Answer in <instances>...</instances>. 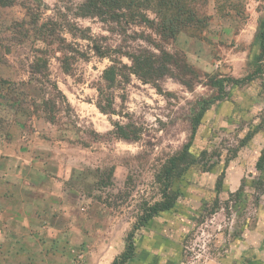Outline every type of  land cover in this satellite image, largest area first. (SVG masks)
<instances>
[{"label":"rangeland","instance_id":"1","mask_svg":"<svg viewBox=\"0 0 264 264\" xmlns=\"http://www.w3.org/2000/svg\"><path fill=\"white\" fill-rule=\"evenodd\" d=\"M81 1L0 5V78L29 81L33 60L47 63L46 78L20 86L37 113L15 112L0 88V218L22 196L39 202L35 215L61 229L53 264H109L130 231L134 252L125 264H264V193L256 204L245 197L226 209L231 192L244 195L264 179L255 167L264 149V0H206L197 5L206 25L166 40L143 23L78 17ZM155 46L172 55L168 75L150 82L130 74L108 89L115 114L101 112L97 88L108 56L129 65L126 52L158 53ZM42 97L54 98V122ZM201 98L213 100L190 145L198 163L173 181L174 205L136 226L142 207L158 198L156 170L188 141ZM114 122L132 124L137 139L115 135ZM34 174L41 177L29 193Z\"/></svg>","mask_w":264,"mask_h":264},{"label":"trees","instance_id":"2","mask_svg":"<svg viewBox=\"0 0 264 264\" xmlns=\"http://www.w3.org/2000/svg\"><path fill=\"white\" fill-rule=\"evenodd\" d=\"M14 2V0H0L1 6H7ZM41 2V0H39ZM206 2V0H82L76 6L75 15L78 17L98 16L101 19L120 20L125 19L132 23H143L151 27L159 34L162 40L175 38L182 29L193 27L195 29L202 28L206 25V16L198 12L197 5ZM148 11L153 13V17L148 16ZM24 20L18 23H22ZM19 24V25H20ZM32 28L36 30V26ZM260 54H264V31L260 33ZM150 38L146 41H150ZM156 45V44H154ZM158 53L150 49H138L136 53L126 52L124 55L129 60V65L122 62L118 57L108 56L110 64L106 66L101 75L103 85L97 88L98 97L96 101L97 108L107 114H115L113 108V95L109 91L117 84L128 82L130 74L138 76L145 81H157L168 75L170 72V65L172 63V55L165 51L162 47L155 46ZM99 55H108L101 51L99 47L94 48ZM119 55V51H116ZM64 66V61H63ZM29 81L15 82L7 79L0 78V88L6 85V91L3 98H6L8 106L14 108L15 112L18 110L27 109V113H37L38 106L32 100L30 103L33 105L32 110L25 106L26 95L22 93L23 89L20 86H30L35 84L36 75L46 78L47 77V63L46 60H39L37 57L33 60L29 67ZM55 87L56 85L53 84ZM20 87V88H19ZM13 88V89H12ZM109 89V90H108ZM54 98L47 97L41 98L39 103L42 104V111L44 117L49 122L55 121L53 114ZM213 98H201L198 111L191 118V132L187 142L174 153L168 155L161 163L159 168L154 174V182L157 186L158 198L152 203H146L137 216V225H144L152 216L160 211L171 208L176 199L178 192L173 189V181L180 177L188 168L197 164V159L190 153V145L194 137L196 126L199 123L208 103ZM26 107V108H25ZM21 123V122H20ZM112 132L124 139H137L138 132L134 129L132 124L119 122L112 123ZM205 168H210V165H204ZM259 171L264 170V149L260 154L255 165ZM264 193V179L257 178L253 180L249 186V192L242 195L241 189L231 192L229 195L226 209L229 208L231 201L233 205L237 203L244 204L242 198L252 197V201L256 204L259 196ZM244 196V197H242ZM231 207V206H230ZM134 226V227H136ZM133 231H130L126 236V245L124 250L117 255L109 264H125L126 261L133 256L134 246L132 242Z\"/></svg>","mask_w":264,"mask_h":264},{"label":"crops","instance_id":"3","mask_svg":"<svg viewBox=\"0 0 264 264\" xmlns=\"http://www.w3.org/2000/svg\"><path fill=\"white\" fill-rule=\"evenodd\" d=\"M34 177L40 179L41 175L34 174L27 177L26 187L30 190L25 191L29 193L34 192L36 189L35 183L37 182H35L36 178ZM3 179L13 181L7 175H4ZM13 186L18 187V184H13ZM31 199V197L22 196L18 199L14 211H5L1 214L0 264H30L36 261L39 264H53L50 256L57 252V245H61L63 239L61 229L55 223L39 219L35 215L37 203L39 202L34 203L35 200ZM49 207L55 208V202L48 204ZM69 226L73 227L74 225L70 222ZM65 239L72 242V238L68 233H66ZM115 255L111 258L112 260Z\"/></svg>","mask_w":264,"mask_h":264}]
</instances>
